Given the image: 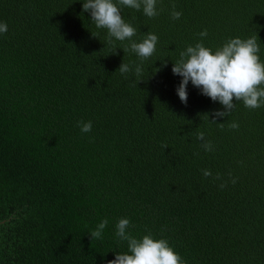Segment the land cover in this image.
<instances>
[{
  "label": "trees",
  "instance_id": "obj_1",
  "mask_svg": "<svg viewBox=\"0 0 264 264\" xmlns=\"http://www.w3.org/2000/svg\"><path fill=\"white\" fill-rule=\"evenodd\" d=\"M82 4L0 0V264H107L128 251L115 234L121 218L186 264H264V106L239 101L216 118L223 126L211 123L204 114L223 106L191 81L183 104L172 72L201 40L214 51L257 34L264 61V0H158L153 18L122 7L133 40L158 36L140 77L117 71L139 58L124 53L128 41L112 54Z\"/></svg>",
  "mask_w": 264,
  "mask_h": 264
},
{
  "label": "clouds",
  "instance_id": "obj_2",
  "mask_svg": "<svg viewBox=\"0 0 264 264\" xmlns=\"http://www.w3.org/2000/svg\"><path fill=\"white\" fill-rule=\"evenodd\" d=\"M158 0H83V12L91 14V21L95 23L97 29L107 30V42L113 44L114 41H128L123 48L124 53L131 51L137 55L140 64L133 69L131 63L122 62L118 70L122 75L135 72L137 77L142 76V64L148 60L156 51L158 36L154 33H147L142 41L137 42L133 37L137 35V29L131 23L126 22L121 14L122 7H128L137 11H143L144 15L153 18L159 15L162 9L157 8ZM182 13L173 11L171 17L178 20ZM6 22H0V34L7 33ZM93 35V34H92ZM207 30L199 33L200 37H206ZM93 37H96L93 35ZM260 40L257 34L246 39L239 37L230 38L221 47H206L203 40L194 46H187L185 51L180 53V59L173 64L174 75L182 77L176 89L177 95L183 104H187L189 81L192 85L201 90V94L210 97L212 101H218L224 110H216L211 114H204L213 119L211 123H217V117H228L234 109L236 102L242 101L249 109H256L264 106V61H261ZM167 62H165L166 64ZM158 71V70H157ZM140 80L139 82H141ZM138 82V83H139ZM235 101V102H234ZM82 133H89L92 130V121H78ZM238 124L233 122L230 128H238ZM197 139L204 141L202 147L205 151H212L211 141H206L203 132L197 134ZM204 177L212 175L211 170H202ZM216 179H220L217 174ZM235 184L236 180L233 179ZM226 185L221 184L223 188ZM108 225V219L102 220L90 233L92 239H100L103 231ZM130 220L128 218L119 219L116 224V236L121 241H127L128 251L115 255V259L107 264H186L179 253H177L166 239H156L151 232L142 238L134 237L128 228Z\"/></svg>",
  "mask_w": 264,
  "mask_h": 264
}]
</instances>
